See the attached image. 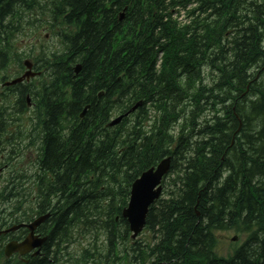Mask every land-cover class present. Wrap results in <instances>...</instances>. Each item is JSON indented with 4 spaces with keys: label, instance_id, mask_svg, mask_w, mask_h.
<instances>
[{
    "label": "trees",
    "instance_id": "obj_1",
    "mask_svg": "<svg viewBox=\"0 0 264 264\" xmlns=\"http://www.w3.org/2000/svg\"><path fill=\"white\" fill-rule=\"evenodd\" d=\"M42 1L0 0L1 64L22 9L47 13L62 45L37 99L31 190L33 211L53 215L28 264H264V0ZM167 156L149 238L132 241L122 215L132 184ZM20 180L1 201L12 206ZM219 231L245 236L228 259L215 251Z\"/></svg>",
    "mask_w": 264,
    "mask_h": 264
},
{
    "label": "rangeland",
    "instance_id": "obj_2",
    "mask_svg": "<svg viewBox=\"0 0 264 264\" xmlns=\"http://www.w3.org/2000/svg\"><path fill=\"white\" fill-rule=\"evenodd\" d=\"M40 1V0H39ZM41 0V4H42ZM23 9L21 10V12ZM27 12V13H26ZM25 14L26 18L23 21V25H21L20 28L14 32V37H17L16 43H12L11 47L16 49L18 56H12L10 60L8 61L4 72L0 73V79L2 77H8L11 79L13 75L16 74V71L18 70V59L25 60L26 58H35L36 60H39L40 66H42V71L46 70V67H49L50 62L49 58L51 56L49 55L50 51L60 50V46L62 47L61 43H59V40L56 37V32L53 30V27L56 28L58 24H56L47 13H40L38 12H31V11H24L21 13V16ZM180 20H182L184 23L185 20V13H181ZM24 28V29H23ZM11 40H14L13 38ZM10 40V41H11ZM59 43V44H58ZM13 48V50H14ZM8 49L11 51V48L8 47ZM15 53V51H13ZM35 59H33L35 62H37ZM43 61V62H42ZM49 73V72H48ZM41 94L36 97L35 101L39 99ZM13 100V98H12ZM11 100V101H12ZM11 101L9 102V105H11ZM15 101V99H14ZM13 101V103H14ZM33 101V102H35ZM35 107L38 105H41L40 102H35ZM25 106V105H24ZM24 106H19L17 108H13V111L15 114L13 115L10 110H7V114L5 117V122L8 124L14 125V127H21L26 128L28 125H32L31 118L34 119V121L37 120V117L39 118V123L41 125V117H42V110H39L34 113L33 110L28 111L27 109L19 114L17 113L18 108H22ZM40 107V106H39ZM34 108V107H33ZM30 112V113H29ZM35 114V115H34ZM37 116V117H36ZM150 116V115H149ZM153 116V115H152ZM116 117V116H115ZM114 117V118H115ZM210 116H207L209 118ZM36 130H40L35 126ZM24 131V132H22ZM15 138L18 140L6 144L5 140L4 142V150L0 154V160L8 154L10 149H14L16 153H18L20 156L15 161L14 167L16 170H23L27 173L28 180H26V183H23L24 186H27L26 190L29 191V186L32 185L31 178L29 174L33 173L35 171L34 167H37V163H33L35 161V157L37 155V152L40 153V146H41V134L38 131H34L32 134L25 132V130H21L20 132H16ZM13 168L7 169L6 172L3 175V178L0 179V189L6 184L7 177L13 174L14 170ZM19 190L24 191L25 187ZM11 194H19L18 191H16L15 188H11L9 190ZM10 207V205H8ZM3 208V207H1ZM238 237H237V236ZM237 237L236 241H232V238ZM140 238H144L143 236ZM218 238H219V244L216 248L218 255L221 257H228L230 256L235 249L242 243L244 237L236 234L233 231H224V232H218ZM79 244L75 243L70 247V252H76L78 253L79 250Z\"/></svg>",
    "mask_w": 264,
    "mask_h": 264
},
{
    "label": "water",
    "instance_id": "obj_3",
    "mask_svg": "<svg viewBox=\"0 0 264 264\" xmlns=\"http://www.w3.org/2000/svg\"><path fill=\"white\" fill-rule=\"evenodd\" d=\"M30 69L28 62L25 63ZM79 66L76 68V72L79 71ZM24 78L13 81L10 85L19 83ZM137 108L135 106L131 111H134ZM129 113V112H128ZM125 114V116L128 115ZM123 117V116H122ZM122 117H119L115 121L111 122L110 126L118 124ZM170 158L163 160L157 168H152L147 172H144L139 179H137L131 188L130 201L127 208L123 211V217L128 221L130 230L134 233L133 238L143 230L146 224V218L150 206L157 200L161 194L162 187L160 186L164 175H166L170 170ZM39 224V222L37 223ZM34 229V226L31 227ZM3 233L0 232V236ZM41 242L37 241H28L23 246L25 252L37 247ZM22 246V247H23ZM20 247L9 245L7 249V255H11Z\"/></svg>",
    "mask_w": 264,
    "mask_h": 264
},
{
    "label": "flooded vegetation",
    "instance_id": "obj_4",
    "mask_svg": "<svg viewBox=\"0 0 264 264\" xmlns=\"http://www.w3.org/2000/svg\"><path fill=\"white\" fill-rule=\"evenodd\" d=\"M7 58L8 57L6 55V61H7ZM34 70L38 74L37 75L38 77L30 80L27 83H24L23 85H18V86H22L21 88L18 86L6 87L5 85L6 81L2 79L1 85H0V99H3V100L5 99L12 100V98L15 99L14 108H17L19 103L16 101V99L19 100L20 98L24 97L26 109L28 108L30 110H34L35 109L34 103L36 102L35 101L36 97H38L39 94H41L42 96L43 95L47 96V94L49 93L48 88L50 87V84H48L47 79H46L47 70L42 71V66H40L39 63H35ZM61 91L63 90L61 89ZM19 110L25 111L23 108L20 109V107H19ZM17 195H20V194H17ZM41 215L44 216L45 215L44 212H41L40 215L35 214L34 218H31V219L26 218L24 216H16V219L7 228L17 226V225H22V224L29 225L31 222H33L36 218H38ZM50 217L45 221L46 224L44 223L40 225L39 227H37V229L35 230V235L39 237L48 236L46 225L50 223ZM29 235H30V230L24 226H21L20 228L16 229L14 232L9 233L8 235H6V237H3L0 240V253L3 252L4 254L5 246L8 242H11V241L22 242ZM42 250H43V247L41 248V252ZM31 257H35L33 256V253H29L26 255L15 254L11 258V260H17L19 262L29 263V260L31 259ZM1 258H3V256H1Z\"/></svg>",
    "mask_w": 264,
    "mask_h": 264
},
{
    "label": "bare ground",
    "instance_id": "obj_5",
    "mask_svg": "<svg viewBox=\"0 0 264 264\" xmlns=\"http://www.w3.org/2000/svg\"><path fill=\"white\" fill-rule=\"evenodd\" d=\"M109 127V126H108ZM35 168V171H36V169H38V168H36V167H34ZM35 171L33 172V173H35ZM33 173H31V174H33ZM163 195V192L160 194V196H159V198H158V200L161 198V196ZM157 200V201H158ZM47 213V214H46ZM44 217H45V221L50 217V219L52 218V212L51 211H44ZM6 264H9V263H6Z\"/></svg>",
    "mask_w": 264,
    "mask_h": 264
}]
</instances>
